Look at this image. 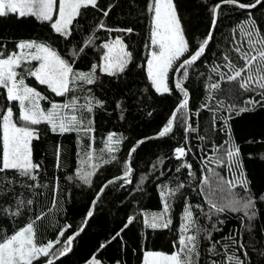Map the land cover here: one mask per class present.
Wrapping results in <instances>:
<instances>
[{"label":"trees","instance_id":"1","mask_svg":"<svg viewBox=\"0 0 264 264\" xmlns=\"http://www.w3.org/2000/svg\"><path fill=\"white\" fill-rule=\"evenodd\" d=\"M150 2L97 0L96 8L89 6L81 10L68 39L56 34L49 23L32 17H0V51L4 53L15 51L20 41L35 40L50 45L65 59L72 61L71 54L84 45L89 35H93L94 43L75 58V70L90 71L93 63L100 62L104 51L99 46L117 36L124 40L133 56L124 73L108 76L97 70L99 78L94 84H85L82 88L78 84L74 92L64 97L55 96L34 78L26 77L28 85L48 97V100L42 101L45 109L50 107L49 101L65 103L72 96L78 97V104L81 105L85 103V97H94L102 102V106H95L91 113L83 109L76 113L84 126L91 121L93 131L88 135L83 131L54 133L43 123L35 126L39 138L32 141L31 147L33 161L40 165L37 181L20 178L10 171L6 175L15 182L0 184V208L14 209L18 198L31 199L33 204L26 206L16 217L0 212V230L10 235L37 216H42V219L35 220L34 225L37 239L42 243L55 241L58 233L70 225L60 238L61 244L56 245L60 248L63 241L83 225V231L75 237L71 250L59 257L55 264H86L93 255L106 264H143L146 250L174 251L173 244L180 234L184 208L191 205L193 219L202 229L199 233V264H212V261L227 264L226 255L233 253L245 260V264H264V99L256 92L239 89L234 82L222 81L219 74L212 71L216 65L221 66L220 72L228 71L223 67L225 54L234 62H239L236 53L231 51L232 36L237 26L248 18L249 12L264 34V3L254 9L221 4L213 38L205 53L187 69V79L183 77L184 69L178 74L189 94L187 108L178 113L172 132L164 137H152L162 130L183 99V93L175 88V68L197 49L212 30L210 9L220 4L221 0H174L190 50L169 73L170 93L162 94L155 91L146 74L149 49L145 45L149 42L151 27L147 5ZM240 2L250 4L254 0ZM104 11H108L106 17ZM101 20L108 28H131L133 31L97 30ZM236 35L239 36L238 31ZM212 83H219L220 89H211ZM230 89L235 91L229 92ZM249 99L260 103L246 104ZM232 105L235 109L248 110L237 112L230 109ZM7 106L13 107L18 116L16 102L9 105L5 91L0 89V109ZM188 125L190 129L186 131ZM110 133H115L122 141L114 153H103V159L115 155L116 160L109 164L93 160L100 166L91 177V184H84L75 175L85 158L84 152L90 150L91 144L95 154L101 155L100 150ZM139 141L144 142L137 146ZM135 145L136 151L130 157L133 169L129 177L131 183L116 179L97 199L100 189L109 180L124 174L129 151ZM233 145L239 149V161L249 192L245 193L240 187L231 192L253 198L254 208L250 211H254L255 215L251 219L244 215L243 210L216 212L210 210L208 204L210 198L225 203L230 196L226 185L223 193L219 191L218 178L209 169H214L225 180L231 179L233 174L239 175L234 169L229 170L227 159L225 166H218L213 159ZM177 147L186 151L180 159L174 153ZM184 165H191V168ZM84 170L91 169L84 166ZM189 172L193 175L190 176ZM205 177L209 179L208 185L202 183ZM2 178L3 174H0ZM25 183H38L41 187L30 190L23 186ZM179 184L184 187L174 195L166 196L171 205L167 216L172 223L166 229L147 227L145 213L163 209L161 189L166 186L167 190H174ZM93 200H96L94 206ZM89 210L93 215L84 225ZM129 217L135 219L125 228ZM189 234H194V230ZM102 244H106L103 249ZM213 244L216 254L209 252ZM46 259L41 257L34 264H45Z\"/></svg>","mask_w":264,"mask_h":264},{"label":"snow or ice","instance_id":"2","mask_svg":"<svg viewBox=\"0 0 264 264\" xmlns=\"http://www.w3.org/2000/svg\"><path fill=\"white\" fill-rule=\"evenodd\" d=\"M261 3H264V0H254L250 4L241 3L240 0H221L220 4H216L210 9L212 13V29L216 26L221 4L232 5L239 9H254ZM89 6L96 8L97 0H0V17L8 15H16L17 18L32 17L39 22L49 23L56 34L68 39L73 33L74 21L81 15V10ZM147 11L150 14L151 22L149 42L145 45L149 49L146 58L147 78L157 93H170L171 90L168 84L169 73L173 71L176 62L189 52V43L185 38L182 22L176 11L174 0H151L147 5ZM103 15L106 17L108 11H104ZM100 29L108 32L131 33L133 31L131 28H108L103 20L97 25V30ZM237 31L239 36L236 35ZM212 38L213 32L210 30L207 36L199 43L197 49L187 59H184L179 64V67L175 68V71L180 72L181 69H184L183 77L187 79L189 75L187 69L201 58ZM232 40L231 51L236 53L239 62H234L228 54H225L223 67L227 68L228 71L220 72V65L214 66L212 71L217 72L222 81L234 82L239 89L246 92H256L264 99V34L261 33L250 12L248 18L234 30ZM93 43L94 36L89 35L84 41V45L71 54L74 58L72 61L65 59L50 45L35 40L18 42L16 50L12 52L4 53L0 51V89L5 91L9 105L12 102H16L18 109V116L11 106L0 109V174H3L0 184L8 185L15 182L6 175L10 171L20 178H26L33 182L37 181L40 165L34 163L31 147L32 141L39 138L35 126L43 123L49 126L52 132H59L60 134L83 131L85 135H88L93 131L91 121H89L88 126H84L83 121L76 113L81 109L91 113L95 106H102V102L95 100L94 97H85V103L81 105L78 104L79 98L72 96L71 100L65 103L49 101L50 107L44 109L41 106V101L48 100V97L25 82L26 77H32L39 85L46 86L55 96L64 97L74 92L78 84L81 88L85 84H94L99 78L97 70L103 75L116 76L124 73L133 60L128 46L121 37L117 36L115 39L108 40L99 46L104 51L100 56V62L93 63L90 71L75 70V58L83 54L85 48ZM175 88L183 93V99L173 111L166 125L158 133L159 137H164L172 132L178 113L188 106L189 94L182 86L181 80L177 79L175 81ZM210 88L218 90L220 89V84L212 83ZM228 91L232 92L235 90L230 89ZM245 103L256 104L260 103V101L249 99ZM117 106L119 107V105ZM229 107L237 112L248 110L247 108L235 109L234 105ZM189 129L190 125L186 127V131ZM121 141V137H117L115 133H110L104 143V148L100 150L101 155L99 156L95 154L90 144V150L84 152L85 158L81 160V166L76 169V178L84 184L90 185L91 177L100 166L92 161L102 160L103 164H109L116 160L115 155H110L109 159H103V153H114L117 151ZM143 142L139 141L137 146ZM137 146L130 149L129 160L125 162L123 177L118 178L123 179L126 183H131L129 177L133 169L131 168L130 157L136 151ZM174 153L177 159L186 155L183 147H177ZM213 159L218 166H225V159H227L229 170L232 171L234 169L239 175L233 174L231 179L225 180L214 169H209L218 178L217 187L219 191L223 193L226 185L230 192V196L225 203H218L210 198L208 200L210 210H215L216 212H223L226 209L232 211L243 210L244 215L251 219L255 215L254 211H250L254 208L253 198L250 195L246 198L241 197L238 193L231 192L232 189L237 187L242 188L245 193L249 192L248 181L244 177L239 161V149L234 145L230 146L225 149L223 154H217ZM84 166H88L91 170L85 171ZM184 167L191 168V165H184ZM177 171L179 172L180 169L177 168ZM189 175L191 176L193 173L189 172ZM69 179L71 180L72 177H69ZM111 183L113 181H108V184ZM202 183L208 185V177H205ZM23 186L30 190L41 187L38 183H25ZM107 186V184L104 185L100 189V193ZM183 187V184H179L174 190H167L166 186L161 189V197L164 200L163 209L159 214H153L151 220L145 215L144 223L147 227L152 229H166L169 227L172 221L167 214L171 205L166 196L174 195L175 192H178ZM100 193L97 194V199ZM220 199L223 200L224 197L221 196ZM55 203L56 200L54 198L53 206H55ZM95 203L96 200H93V205ZM32 204L33 201L31 199L18 198L14 209L0 208V212L10 217H16L21 214L26 206ZM92 215L93 212L89 210L84 225L87 224V219ZM193 215L191 205L186 206L178 240L173 244L174 251L171 254L145 252L144 264H199V233L202 229L197 227V222L193 219ZM40 219H42V216L35 218V220ZM134 219L135 217H129L124 227L127 228L129 224L133 223ZM35 220L15 230L10 235L0 230V264H34V261H38L41 257L47 258L45 264H55L59 257L66 255L71 250L75 237L83 231L82 225L76 233L68 236L63 241L62 247L56 248V245L61 244L60 238L64 236L70 225L65 226L58 233L55 241L42 243L36 236ZM193 230L194 234H189ZM118 235L119 233H117ZM115 238L113 237V239ZM104 247H106V244L101 245V249ZM241 248H243V245H241ZM54 249L55 251H53ZM209 252L216 254L215 244L212 245ZM244 257L245 259L247 258L246 251L244 252ZM226 260L227 264H245V260H242L235 253L226 255ZM86 264H102V262L96 258V255H93ZM212 264H216V261H212Z\"/></svg>","mask_w":264,"mask_h":264},{"label":"rangeland","instance_id":"3","mask_svg":"<svg viewBox=\"0 0 264 264\" xmlns=\"http://www.w3.org/2000/svg\"><path fill=\"white\" fill-rule=\"evenodd\" d=\"M55 19V17H54ZM23 41H30V40H23ZM40 42V41H37ZM30 86V85H29ZM41 106L44 108L43 103L41 101ZM45 109V108H44ZM33 158V157H32ZM161 211H155V212H146L145 215H147L148 219L151 220V216L153 214H159ZM145 252H160V253H164V254H171L169 252H165V251H160V250H146ZM98 260H100L102 262V264H106L105 262H103L101 259L97 258ZM143 264H144V260H143Z\"/></svg>","mask_w":264,"mask_h":264},{"label":"water","instance_id":"4","mask_svg":"<svg viewBox=\"0 0 264 264\" xmlns=\"http://www.w3.org/2000/svg\"><path fill=\"white\" fill-rule=\"evenodd\" d=\"M214 31V29H212V32ZM179 67V66H178ZM178 74H179V72H175V75H174V80L176 81L177 79H178ZM174 126V125H173ZM152 137H159L158 136V134H156V135H154V136H152ZM136 146V145H135ZM121 177H123V175L121 176ZM118 178H120V177H116V178H113V179H111V180H109V181H114V180H116V179H118ZM107 185H108V182L106 183ZM105 184V185H106ZM105 190V189H104ZM103 193V192H102ZM102 193H100V195L102 194ZM99 195V196H100ZM94 206V205H93ZM89 219V218H88ZM88 219H87V221H88Z\"/></svg>","mask_w":264,"mask_h":264}]
</instances>
